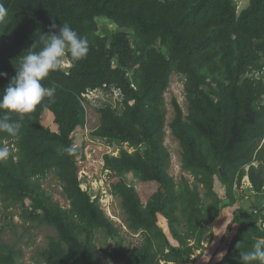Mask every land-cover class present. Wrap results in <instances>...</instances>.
Segmentation results:
<instances>
[{"label":"trees","instance_id":"16d2710c","mask_svg":"<svg viewBox=\"0 0 264 264\" xmlns=\"http://www.w3.org/2000/svg\"><path fill=\"white\" fill-rule=\"evenodd\" d=\"M247 1L238 10L235 0H0L7 9L0 20V72L7 74L0 77V91L15 75L19 57L34 43L38 50L40 34L49 32L53 23H68L89 41L86 58L71 63L67 72L61 68L51 72L42 81L55 89V95L25 115L20 133L0 132V149L8 152L0 159V200L20 204L26 221H37L56 233L39 253L43 264H99L93 241L97 231L109 241L104 244L111 249L110 264H153V240L158 239L169 250L167 259L183 264L189 257L168 242L159 226V216L170 217L178 203L184 214V204L190 207L200 227L209 217L198 206L204 202L197 187L183 179L176 192L167 172L163 95L172 74L183 77L187 104L184 116L172 98L174 117L167 125L179 141L182 169L196 177L217 176L225 187L235 175L239 182L245 174L253 190L262 191L264 0ZM97 19L112 23L116 30L98 33ZM112 89L120 91L121 100L116 107L104 104L97 109L99 125L93 136L133 150L120 149L116 157H104L105 169L116 178L110 191L120 200L127 227L150 235L133 252L122 247L97 198L92 200L81 190L77 151H64L74 148L73 135L84 125L82 94L87 90L112 93ZM47 114L55 130L44 125ZM5 142L11 147L6 148ZM49 173L62 182L68 210L41 189L40 179ZM126 174L159 185L145 209L135 188L125 182ZM203 183L207 193L213 190L211 180ZM210 197L213 217L227 204L223 196ZM263 224L264 208L256 214L235 213L230 225L236 226V232L215 264H240V253L251 250L255 240L264 236ZM1 233L0 264H17L22 250L3 241Z\"/></svg>","mask_w":264,"mask_h":264},{"label":"rangeland","instance_id":"374dc122","mask_svg":"<svg viewBox=\"0 0 264 264\" xmlns=\"http://www.w3.org/2000/svg\"><path fill=\"white\" fill-rule=\"evenodd\" d=\"M235 1L237 2L238 10L245 7L248 3L247 0ZM97 22L98 33L100 34L116 30L115 25L104 19H97ZM67 67V61H65L61 70L67 72L69 69ZM183 83L184 79L182 76L172 74L169 86L163 95L166 111L163 144L169 152L170 159L167 172L175 183L176 192L180 191L183 179L191 187H197L200 199L204 202L203 206L201 204L198 206L210 218L207 217V221L203 222L200 227L196 224L197 218L194 216V213L189 211L191 210L190 207L184 204L186 208V213L184 214L182 212V205L178 203V206H176L170 217L159 216V226L170 244L180 246L188 253L189 257L182 261L183 264H215L224 256L230 240L236 232V226L231 227L230 225L234 214L240 211L256 214L264 208V187L261 192H255L245 174L239 182L238 177L235 175L233 183L229 187H225L217 176H214V179H207L202 176L196 177L182 169L179 141L172 136L167 125L174 117L171 105L172 98H176L183 115H187ZM114 91L109 93L104 90H96L88 94L82 102L84 107V125L74 133L73 145L77 151L76 161L81 190L87 191L92 200L97 198L103 213L113 222L114 227L117 229L122 247L129 252H133L140 249L144 242H146V237L150 235L148 232L143 231L134 232L127 227L125 216L121 210L120 200L113 196L110 191V186L116 182V178L104 167V157L106 155L116 157L120 149H124L128 153H132L133 150L127 148L126 144L123 146L118 142L109 144L107 141L93 136V132L99 125L97 109L104 104L116 107L121 100L120 95H117ZM44 125L52 130L56 129L52 122V116L49 114L44 119ZM263 143L264 140L260 145ZM4 145L6 148L11 147L8 142H5ZM145 149V147H141L140 151L144 152ZM219 168L221 166L217 168L218 171ZM219 173L222 174V169ZM123 178L127 184L135 188L145 209L148 198L159 189V185L156 183H141L129 174H126ZM199 179H202V181H199ZM209 180H211V183H209ZM203 182L212 184V193L206 192L207 187ZM40 186L45 194L52 201L58 203L62 209L68 210L70 208L69 202L63 195V184L54 173L43 176L40 179ZM161 192L165 193L163 189H161ZM215 193L219 197L223 196L227 205L220 207L217 214L212 217V209L208 208H210V204L213 202V197L210 196L214 195L216 197ZM170 218L175 222H170ZM259 222L258 225H260ZM261 227L264 229L262 225ZM0 230L2 231L1 237L3 241L14 244L22 250V257L18 260L17 264H43L39 259V253L46 248L49 237L56 235L55 231L48 226H43L37 221H26L20 204L3 203L1 200ZM93 241L97 246L99 264H110L108 254L111 249L107 248L104 244V241H109L105 238L103 239L101 231H97L94 234ZM152 252L154 256L153 264H177V262L166 258L169 250L162 246L159 239L157 241L153 240Z\"/></svg>","mask_w":264,"mask_h":264},{"label":"clouds","instance_id":"9594fccd","mask_svg":"<svg viewBox=\"0 0 264 264\" xmlns=\"http://www.w3.org/2000/svg\"><path fill=\"white\" fill-rule=\"evenodd\" d=\"M6 15L7 9L3 3H0V20ZM39 45V49L36 50L37 45L34 43L25 51V55L19 57L15 75L0 91V132L17 136L23 127L22 121L25 115L34 111L45 98L50 101L55 95V89L45 87L42 81L51 72L59 70L65 61L69 68L71 63L86 58L89 52L88 39L79 35L68 23H64L63 26L53 23L49 32L40 34ZM6 75L0 72V77ZM88 91L91 90L86 92ZM13 115L17 117L15 120ZM64 151L72 154L75 148L68 147ZM7 155V150L0 149V159ZM247 180L250 183L248 177ZM254 262L264 264V236L255 240L251 250L240 253V264H254Z\"/></svg>","mask_w":264,"mask_h":264},{"label":"built area","instance_id":"2783aa9c","mask_svg":"<svg viewBox=\"0 0 264 264\" xmlns=\"http://www.w3.org/2000/svg\"><path fill=\"white\" fill-rule=\"evenodd\" d=\"M256 76H257V79L258 80H261V79H259V77H260V74L259 73H256ZM103 88H105V85L103 86ZM113 91H114V93H117V95H121L120 94V91L118 90V89H112ZM96 90H91V91H88V92H86L84 95H83V98H86L87 96H88V94L89 93H93V92H95ZM112 91V92H113ZM117 91V92H116ZM263 227H264V224L262 225Z\"/></svg>","mask_w":264,"mask_h":264},{"label":"water","instance_id":"95a60500","mask_svg":"<svg viewBox=\"0 0 264 264\" xmlns=\"http://www.w3.org/2000/svg\"><path fill=\"white\" fill-rule=\"evenodd\" d=\"M219 171H221V168H219Z\"/></svg>","mask_w":264,"mask_h":264}]
</instances>
